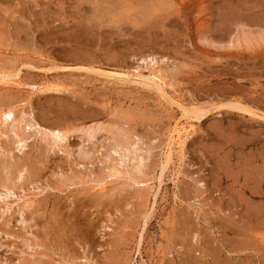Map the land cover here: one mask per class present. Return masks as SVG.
I'll return each mask as SVG.
<instances>
[{
    "label": "rangeland",
    "instance_id": "obj_1",
    "mask_svg": "<svg viewBox=\"0 0 264 264\" xmlns=\"http://www.w3.org/2000/svg\"><path fill=\"white\" fill-rule=\"evenodd\" d=\"M4 71L0 264H264V0H0Z\"/></svg>",
    "mask_w": 264,
    "mask_h": 264
},
{
    "label": "bare ground",
    "instance_id": "obj_2",
    "mask_svg": "<svg viewBox=\"0 0 264 264\" xmlns=\"http://www.w3.org/2000/svg\"><path fill=\"white\" fill-rule=\"evenodd\" d=\"M159 60L157 59V58H155V57H148V58H143L142 59V64H140L138 67H136V68H134V71H132V72H129V73H125V74H123L122 76V79L121 80H128V79H131V78H129V77H135L136 78V82H138V83H144L145 85H147V86H150V87H156L157 88V91L159 92V94L163 97L162 99H165L168 103H170L168 100V98H167V96H166V85H168V82H167V80H166V78H165V76L163 75V73L161 72V69H160V66H159ZM33 68V67H32ZM146 69L148 70V74H145V71H146ZM145 70V71H144ZM102 71V70H101ZM101 71H99L100 73H101ZM5 72V71H4ZM0 72V80L1 81H11V82H13L14 84H17V85H20L21 83H18V77H19V73H15V74H11V73H8V71H7V73L5 72ZM98 72V71H97ZM107 71H105V73H106ZM106 75L107 76H111V74H110V72H108V73H106ZM116 79V78H115ZM135 80V79H134ZM129 81H131V80H129ZM133 81V80H132ZM8 83V82H7ZM140 85V84H139ZM21 86V85H20ZM146 86V87H147ZM43 91V90H42ZM44 91H46V90H44ZM164 100V101H165ZM165 101V102H166ZM3 103V102H2ZM232 103V102H231ZM171 104V106L173 105V107L174 106H176L177 108L179 107V108H181V110H182V116H183V118L185 117L188 121H189V119H191V120H193V119H196V120H198V121H200L201 120V114H203V113H201L199 110H194V109H191V108H189V107H186L183 103H180V102H172V103H170ZM234 104H237V103H233V105ZM1 105H3V104H1ZM16 106H14L12 103H7L6 105H4L3 106V108L1 109L2 110V112H1V114H0V123H2V122H7V123H9L8 121L9 120H11V122H16V108H15ZM252 107V106H251ZM234 108H236V107H234ZM239 108V107H238ZM251 110V109H250ZM250 113V115H252L253 117H259V118H262V116L258 113V111L257 112H254V111H249ZM18 113V112H17ZM25 118V117H24ZM18 119V118H17ZM27 119V118H26ZM19 120V119H18ZM33 120V119H32ZM20 122V121H19ZM27 122V121H26ZM7 123H5V124H7ZM25 123V122H24ZM188 123V122H187ZM20 124V123H19ZM27 124V123H26ZM184 123L182 122V121H177L176 122V124H175V127H174V129H178V127L180 126L181 127V129L183 130V129H185V125H183ZM191 124V123H190ZM22 125V124H21ZM29 124H27V126H28ZM39 125V124H38ZM1 126V125H0ZM30 126V125H29ZM14 128V127H13ZM30 128V127H29ZM40 128H41V126H40ZM43 128V127H42ZM39 129V128H38ZM45 129V128H44ZM14 130V129H13ZM40 130V129H39ZM42 131H44V130H42ZM46 132V134H48V135H50L49 137H51L54 141H56L57 143H59V142H61V141H64V140H66V135L63 133V131L62 130H49V131H47V130H45ZM176 131V130H175ZM18 131H15V136L18 138V140H17V143H19L20 145H23V146H26V145H24V138H23V136H21L19 133H17ZM22 132V131H21ZM177 132V131H176ZM175 132V133H176ZM14 134V133H13ZM44 134V133H43ZM3 135V134H2ZM178 135V134H177ZM12 136V135H11ZM47 136V135H46ZM15 138V137H14ZM26 143V142H25ZM178 143H176V134H175V136H174V134L173 135H171V142H170V144L168 145V148H167V151H166V154H165V157H164V160H163V163H162V172H161V174L159 175L160 176V185L163 183V176H164V172H165V170H167L168 168H169V165H170V163L173 161V158L175 157L174 155H175V152H176V150H177V147H176V145H177ZM123 146H125V145H123ZM132 146V145H131ZM128 147V146H127ZM125 148V147H124ZM138 148V147H137ZM128 149H130V147L128 148ZM125 150H127V148L125 149ZM118 151V150H117ZM122 152H123V150H121ZM124 154V153H123ZM126 154H127V151H126ZM122 155V154H121ZM138 155V154H137ZM140 155V154H139ZM145 155V154H144ZM125 156H127V155H125ZM124 157V156H123ZM121 158V159H127V157H124V158ZM137 157V156H136ZM139 157V156H138ZM128 158H130V157H128ZM140 158V157H139ZM143 158H144V156H143ZM143 158H141L140 160H139V164H138V166H136L137 168H139L140 169V167L142 166V164H141V162H142V160H143ZM138 159V158H137ZM131 160V159H130ZM129 160V161H130ZM145 160V159H144ZM137 162V161H136ZM120 163V162H119ZM143 163V162H142ZM137 164V163H136ZM132 165L135 167V165L132 163ZM171 166V165H170ZM112 168V167H111ZM114 170H115V173H116V169L115 168H113ZM132 169V168H131ZM112 170V169H111ZM114 170H112V173L114 174ZM137 170V169H136ZM110 171V170H109ZM138 171H140V170H138ZM143 171V170H142ZM129 172V171H128ZM132 172V171H131ZM112 173H110V175L112 174ZM119 173V172H118ZM118 173H116V174H118ZM141 173V172H140ZM21 174V173H20ZM109 176V175H108ZM107 176V177H108ZM112 176V175H111ZM134 176V175H133ZM132 176V177H133ZM134 178V177H133ZM131 179V178H130ZM133 180H135V179H132V181ZM136 180H139V179H136ZM103 181V180H102ZM144 181V180H143ZM100 182V181H99ZM140 182L141 181H138L137 183H139L140 184ZM148 182V181H147ZM150 182V181H149ZM101 183V182H100ZM133 183H134V181H133ZM102 184V183H101ZM103 185V184H102ZM135 185H136V183H135ZM143 185V184H142ZM145 185V184H144ZM147 186H149L148 184H146ZM145 185V186H146ZM146 186V187H147ZM161 187V186H160ZM160 187L159 188H157V189H160ZM8 188V187H7ZM106 188V187H105ZM152 189V188H151ZM6 190V189H5ZM8 191H9V193H12V192H10L11 190L10 189H8ZM157 191H159V190H157ZM1 193V192H0ZM5 193V192H4ZM8 192L5 194V195H1L0 194V200H2L3 202H5L6 204V206H4V204H3V206L4 207H6L4 210H2V214L4 215V213L5 212H7V211H10L11 210V208H12V202H8V198H9V194ZM9 194V195H8ZM35 195V194H34ZM156 195H158V194H156ZM12 197V196H11ZM26 198H27V195H26ZM154 198V197H153ZM155 198H157V196H155ZM11 199V198H10ZM14 199V198H13ZM18 199H19V197H18ZM21 199V198H20ZM28 200V199H27ZM12 201H15V200H12ZM20 201V200H19ZM19 201H16V202H19ZM23 201V200H22ZM32 201V200H31ZM31 201L29 200V201H23V207L21 208V210L19 209V212H21V214H22V216L24 215V210L27 208H29V207H31ZM2 202V203H3ZM15 202V203H16ZM14 203V204H15ZM19 203H21V202H19ZM18 203V204H19ZM8 213V212H7ZM6 214V213H5ZM2 215V216H3ZM150 215V214H149ZM1 216V217H2ZM3 218H5V217H3ZM22 218H24V217H22ZM27 222V221H26ZM26 222H24V223H26ZM249 223V222H248ZM29 247H31L30 245H29Z\"/></svg>",
    "mask_w": 264,
    "mask_h": 264
}]
</instances>
